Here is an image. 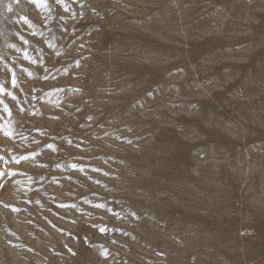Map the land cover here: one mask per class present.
I'll use <instances>...</instances> for the list:
<instances>
[{
  "label": "rangeland",
  "instance_id": "374dc122",
  "mask_svg": "<svg viewBox=\"0 0 264 264\" xmlns=\"http://www.w3.org/2000/svg\"><path fill=\"white\" fill-rule=\"evenodd\" d=\"M0 264H264V0H0Z\"/></svg>",
  "mask_w": 264,
  "mask_h": 264
},
{
  "label": "snow or ice",
  "instance_id": "6c2138e0",
  "mask_svg": "<svg viewBox=\"0 0 264 264\" xmlns=\"http://www.w3.org/2000/svg\"><path fill=\"white\" fill-rule=\"evenodd\" d=\"M13 83H15V81H13ZM101 231H103V230H101Z\"/></svg>",
  "mask_w": 264,
  "mask_h": 264
}]
</instances>
